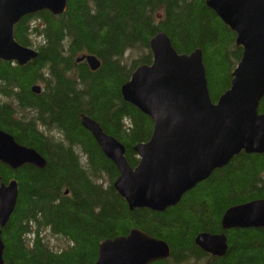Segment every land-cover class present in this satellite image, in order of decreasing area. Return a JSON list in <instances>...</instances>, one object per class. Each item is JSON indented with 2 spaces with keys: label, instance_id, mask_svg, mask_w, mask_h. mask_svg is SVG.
Returning <instances> with one entry per match:
<instances>
[{
  "label": "trees",
  "instance_id": "16d2710c",
  "mask_svg": "<svg viewBox=\"0 0 264 264\" xmlns=\"http://www.w3.org/2000/svg\"><path fill=\"white\" fill-rule=\"evenodd\" d=\"M160 32L179 54L202 50L217 103L243 49L206 0H67L62 15L42 11L15 26L16 41L39 56L25 66L0 60V129L38 151L47 166L14 170L0 163V188H18L2 233L4 264H95L103 240L133 229L170 245L171 256L152 264H264V229L221 226L231 207L264 199V154L241 152L165 212L130 210L114 188L117 167L81 125L82 115L94 119L138 166L133 148L150 140L154 123L124 100L121 88L139 66L152 64L150 41ZM133 53L139 59L130 61ZM82 54L96 56L100 68L78 63ZM36 85L40 94L32 91ZM46 230L69 246L56 252L43 238ZM200 233L227 234L225 256L200 249Z\"/></svg>",
  "mask_w": 264,
  "mask_h": 264
},
{
  "label": "water",
  "instance_id": "95a60500",
  "mask_svg": "<svg viewBox=\"0 0 264 264\" xmlns=\"http://www.w3.org/2000/svg\"><path fill=\"white\" fill-rule=\"evenodd\" d=\"M206 5L236 33V45L243 49L231 87L217 103L211 98L202 50L179 54L169 36L160 32L150 41L152 64L139 66L121 88L124 100L154 123L150 140L133 148L139 157L138 166H130L120 141L94 119L81 116V125L117 167L119 177L114 188L130 210L165 212L241 152L264 154V113L259 112L264 98V0H206ZM66 9L67 0H0V60L25 66L36 59V50L16 41L15 26L26 16L42 11L59 16ZM84 61L92 71L101 66L94 55L77 58L78 63ZM32 91L40 94L42 88L36 85ZM0 163L14 170L25 165L47 166L38 151L19 144L2 129ZM17 200V185L3 183L0 264H4L5 251L2 233ZM221 224L224 232L264 229V199L231 207ZM195 244L215 257H224L229 248L225 233H200ZM170 256L166 241L133 229L127 236L103 240L95 264H152Z\"/></svg>",
  "mask_w": 264,
  "mask_h": 264
},
{
  "label": "rangeland",
  "instance_id": "374dc122",
  "mask_svg": "<svg viewBox=\"0 0 264 264\" xmlns=\"http://www.w3.org/2000/svg\"><path fill=\"white\" fill-rule=\"evenodd\" d=\"M136 59H139V55L136 53H133V56L130 59V61H133ZM234 68H233V70H234ZM233 70H232V72H233ZM43 238H45L46 241H48L49 246L52 249H54L56 252L62 251L63 249L67 248L70 244V242L67 239H65L62 236H57V235L52 234V232L50 230H46L43 233Z\"/></svg>",
  "mask_w": 264,
  "mask_h": 264
},
{
  "label": "bare ground",
  "instance_id": "6f19581e",
  "mask_svg": "<svg viewBox=\"0 0 264 264\" xmlns=\"http://www.w3.org/2000/svg\"><path fill=\"white\" fill-rule=\"evenodd\" d=\"M165 33V32H164ZM233 78V77H232ZM233 80V79H232ZM232 82V81H231ZM134 106V105H133ZM135 107V106H134ZM258 155H261V154H259V153H257ZM218 170V169H217ZM216 171V170H215ZM214 173V172H213ZM172 208V207H171Z\"/></svg>",
  "mask_w": 264,
  "mask_h": 264
},
{
  "label": "flooded vegetation",
  "instance_id": "af4514ba",
  "mask_svg": "<svg viewBox=\"0 0 264 264\" xmlns=\"http://www.w3.org/2000/svg\"><path fill=\"white\" fill-rule=\"evenodd\" d=\"M227 235V234H226ZM215 257V256H214ZM218 258H221V257H218Z\"/></svg>",
  "mask_w": 264,
  "mask_h": 264
}]
</instances>
